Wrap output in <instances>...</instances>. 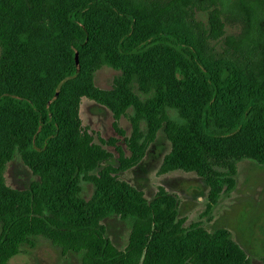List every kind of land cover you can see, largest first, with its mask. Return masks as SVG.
<instances>
[{
    "label": "trees",
    "instance_id": "obj_1",
    "mask_svg": "<svg viewBox=\"0 0 264 264\" xmlns=\"http://www.w3.org/2000/svg\"><path fill=\"white\" fill-rule=\"evenodd\" d=\"M200 13L207 15L206 22L198 18ZM101 15L118 25L117 57L161 50L181 59L187 75L181 84L189 97L174 98L146 85L137 88V79L132 80L122 106H111L116 135L103 138L80 117L85 92L76 97L73 130L67 136L68 114L56 91L47 101L0 94V119L15 111L33 127L29 135L14 136L11 150L0 160V264H9L23 246H35L39 237L64 253H79L80 264H253L229 229L210 230L202 222L186 226L176 194L159 186L149 200L122 174L142 162L163 130L171 149L159 173L181 170L202 177L208 186V214L224 193L235 188L241 161L252 159L264 165V0L77 3L64 11L72 31L68 45L74 54L64 77L76 74V53L80 59L92 47V21ZM176 16L197 27L204 42L218 44L223 55L250 56L249 74L255 85L245 87L241 71L230 61L210 65L203 46L183 31L168 29L169 20ZM6 59L2 54L0 76ZM192 100L198 106H190ZM123 116L131 123L129 135L120 125ZM253 127L260 139L256 150L226 149L228 139ZM17 151L37 177L24 189L9 186L5 177L7 163ZM113 157L118 164H107ZM84 183L93 185L88 199L83 196ZM111 216L130 225L124 247L107 235L104 220Z\"/></svg>",
    "mask_w": 264,
    "mask_h": 264
},
{
    "label": "rangeland",
    "instance_id": "obj_2",
    "mask_svg": "<svg viewBox=\"0 0 264 264\" xmlns=\"http://www.w3.org/2000/svg\"><path fill=\"white\" fill-rule=\"evenodd\" d=\"M84 1L0 0V57L6 54L7 58L5 72L0 76V94H19L47 101L52 91H56V98L68 114L67 136L73 130L76 97L81 91L85 92L81 97L80 117L84 125L103 138L116 135L112 125V107L119 109L122 106L132 80L137 79L134 82L137 88L146 85L154 90L159 88L174 98L189 97L181 84V80L187 78L181 59L161 50L142 56L117 57L118 25L113 19L102 15L92 21L95 38L92 47L79 59L76 74L64 77L74 59L68 45L72 31L64 18V11ZM198 18L206 22L207 15L200 13ZM144 23L147 24V21ZM167 28L183 31L198 46H203L210 65L230 61L241 71L245 87L255 85L249 74L250 56L233 59L223 55L218 44L204 42L199 29L182 16L169 20ZM141 30L145 35L142 27ZM232 31L229 27L228 32ZM190 106H198V102L192 100ZM120 125L128 135L131 133L132 127L127 117H122ZM32 131V125L24 115L15 111L5 113L0 119V160L11 150L14 136L29 135ZM259 144L260 139L253 127L228 139L225 147L230 152H253ZM170 149L171 144L161 130L142 162L124 172L123 178L143 190L149 200L155 197L159 186H164L179 197V212L186 219V226L202 222L210 230L227 228L252 258L253 264H262L264 165L252 159L241 161L235 188L224 193L219 203L207 214L208 186L202 177L181 170L159 173L164 156ZM106 163L117 165L118 161L113 157ZM5 177L9 186L19 189L27 188L37 178L18 151L7 163ZM83 187V196L90 198L93 185L84 183ZM104 223L111 240L117 246L124 247L129 235V223L118 216L106 218ZM80 260L79 253H64L60 246L39 237L35 246H23L9 264H80Z\"/></svg>",
    "mask_w": 264,
    "mask_h": 264
},
{
    "label": "water",
    "instance_id": "obj_3",
    "mask_svg": "<svg viewBox=\"0 0 264 264\" xmlns=\"http://www.w3.org/2000/svg\"><path fill=\"white\" fill-rule=\"evenodd\" d=\"M75 60H76L77 66H79V54L78 53H76Z\"/></svg>",
    "mask_w": 264,
    "mask_h": 264
}]
</instances>
